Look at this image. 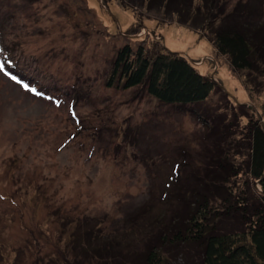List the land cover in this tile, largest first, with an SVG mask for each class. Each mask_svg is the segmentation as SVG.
Segmentation results:
<instances>
[{
  "label": "rangeland",
  "instance_id": "1",
  "mask_svg": "<svg viewBox=\"0 0 264 264\" xmlns=\"http://www.w3.org/2000/svg\"><path fill=\"white\" fill-rule=\"evenodd\" d=\"M133 1L0 0L1 35L22 75L13 80L0 64V264H84L104 240L143 249L158 220L183 209L166 192L177 164L191 163L181 175L202 172L217 153V132L201 117L223 115L231 132L246 120L240 105L263 117L264 75L234 69L218 51L210 29L219 22L207 29ZM225 1L264 24V0ZM127 43L182 53L222 89L204 103L170 105L110 85ZM247 157L242 148L228 158ZM234 178V197L261 190L245 173ZM197 254L180 250L172 264H198Z\"/></svg>",
  "mask_w": 264,
  "mask_h": 264
},
{
  "label": "trees",
  "instance_id": "2",
  "mask_svg": "<svg viewBox=\"0 0 264 264\" xmlns=\"http://www.w3.org/2000/svg\"><path fill=\"white\" fill-rule=\"evenodd\" d=\"M133 3L173 18L191 15L187 20L183 16V23L207 24V29L219 22L210 29L215 30L213 41L218 51L228 57L234 69L264 75V24L256 21L257 12L252 13L241 3L230 10L225 0H134ZM202 20L207 22L202 23ZM0 52L2 71L21 80L22 75L14 68L1 30ZM111 70L110 85L140 88L164 104L204 103L212 93L222 89L182 53L170 50L152 53L143 45L134 47L127 43L121 47ZM239 108L242 109L240 117L246 120L241 125L238 119V129L234 132L223 115L209 119L199 114L204 124L213 133L217 132V153L207 161L202 172L192 169L181 175L179 168L192 167L191 163L177 164L166 192L172 202L181 203L183 209L174 210L172 221L158 220L162 229L153 234V240L144 242L143 249L123 246L121 241L115 245L113 241L104 240L85 254L90 259L84 264H110L107 257L116 264H172L180 250L197 252L198 264H264V115L257 117L248 112L249 107L240 105ZM242 148L248 155L245 161L237 163L228 158L231 150L241 151ZM243 173L254 183H260L261 190L255 186L254 192L234 197L237 193L231 187L233 178ZM85 234L86 243L94 237L91 230ZM169 252H175L171 259ZM65 264L83 263L65 261Z\"/></svg>",
  "mask_w": 264,
  "mask_h": 264
},
{
  "label": "snow or ice",
  "instance_id": "3",
  "mask_svg": "<svg viewBox=\"0 0 264 264\" xmlns=\"http://www.w3.org/2000/svg\"><path fill=\"white\" fill-rule=\"evenodd\" d=\"M12 79L15 80L16 77L13 76ZM24 87L27 89L29 86L27 84H25ZM32 91H35V89H32Z\"/></svg>",
  "mask_w": 264,
  "mask_h": 264
}]
</instances>
